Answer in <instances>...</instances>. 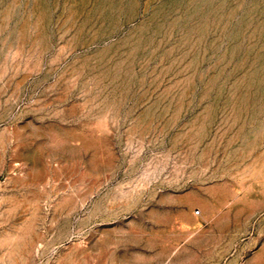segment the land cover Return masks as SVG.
Listing matches in <instances>:
<instances>
[{
    "label": "rangeland",
    "instance_id": "374dc122",
    "mask_svg": "<svg viewBox=\"0 0 264 264\" xmlns=\"http://www.w3.org/2000/svg\"><path fill=\"white\" fill-rule=\"evenodd\" d=\"M0 264H264V0H0Z\"/></svg>",
    "mask_w": 264,
    "mask_h": 264
}]
</instances>
